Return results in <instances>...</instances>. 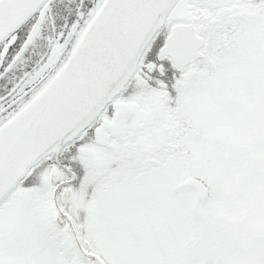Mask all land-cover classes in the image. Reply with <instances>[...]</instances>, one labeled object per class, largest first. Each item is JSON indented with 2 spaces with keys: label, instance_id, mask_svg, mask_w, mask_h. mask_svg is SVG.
Wrapping results in <instances>:
<instances>
[{
  "label": "snow or ice",
  "instance_id": "1",
  "mask_svg": "<svg viewBox=\"0 0 264 264\" xmlns=\"http://www.w3.org/2000/svg\"><path fill=\"white\" fill-rule=\"evenodd\" d=\"M0 264H264V0H0Z\"/></svg>",
  "mask_w": 264,
  "mask_h": 264
}]
</instances>
